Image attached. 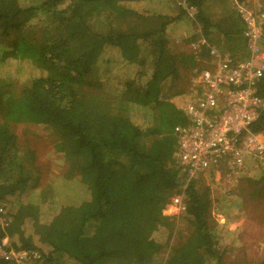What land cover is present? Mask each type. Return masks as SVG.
<instances>
[{"label": "trees", "instance_id": "obj_1", "mask_svg": "<svg viewBox=\"0 0 264 264\" xmlns=\"http://www.w3.org/2000/svg\"><path fill=\"white\" fill-rule=\"evenodd\" d=\"M205 1L189 0L194 23H202L189 44L221 31L205 19ZM232 1L235 19V1L249 0ZM158 2L0 0V213L10 220L0 226V245L9 238L16 251L39 253L26 264H154L173 237L169 212L179 195L192 232L174 243L165 264H204L202 252L226 264L228 245L210 225L212 190L204 177L187 183L175 157V133L188 123L184 102L175 100L189 92L180 86V55L168 34L189 14ZM206 54L202 48L195 56L201 62ZM184 56L182 68L202 66ZM115 69L138 70V81L148 77L111 81ZM26 124L46 130L61 160L55 180L42 188L36 151L28 139L18 143L16 128ZM263 127L264 112L252 130ZM261 173L250 181L264 202ZM30 191L27 203L11 201ZM163 231L167 241L157 242L154 234Z\"/></svg>", "mask_w": 264, "mask_h": 264}, {"label": "built area", "instance_id": "obj_2", "mask_svg": "<svg viewBox=\"0 0 264 264\" xmlns=\"http://www.w3.org/2000/svg\"><path fill=\"white\" fill-rule=\"evenodd\" d=\"M184 9L195 20L197 9L189 0H181ZM243 23L247 54L244 58L223 54L201 36L191 49L207 50L210 68L194 69L192 90L184 100L182 110L188 123L178 128L175 157L186 182L208 174L236 172L249 163L264 170V127L252 126L264 112V0H249L247 5L235 1ZM182 196L172 204H182ZM10 220L0 213V226ZM39 253L16 251L9 238L0 245V260L26 264L35 261Z\"/></svg>", "mask_w": 264, "mask_h": 264}, {"label": "rangeland", "instance_id": "obj_3", "mask_svg": "<svg viewBox=\"0 0 264 264\" xmlns=\"http://www.w3.org/2000/svg\"><path fill=\"white\" fill-rule=\"evenodd\" d=\"M146 6V5H145ZM157 6L162 8L166 7L173 14L178 15L183 12L184 7L181 4V0H159ZM144 7V6H143ZM143 7L136 9L138 12H143ZM141 9V10H140ZM203 14L205 19L211 21L212 24H216L220 27L221 31L209 35L207 40L220 50L223 54L228 53L232 56H244L247 53L246 41L244 39V25L239 17L233 19V1L232 0H206L203 7ZM185 11V9H184ZM189 16V15H188ZM202 25V23H200ZM199 23H194L192 17H186L183 15V19L177 21L173 26L168 37L170 39V47L174 54L180 55L178 60V67L181 70L182 80L181 87L184 92L191 93L192 80L195 75L194 69L210 68L211 57L205 55V61H199V57L195 55L200 54L203 44L199 46L198 51L191 49V45L198 41V37L194 42L189 44L194 35L200 34ZM102 25H98L97 31H101ZM238 30V33L234 34ZM234 34V35H232ZM205 37V36H204ZM230 52V53H229ZM195 56L194 61L202 66H185L182 68L180 64L184 62L186 58L184 55ZM244 54V55H243ZM206 60L208 65L205 64ZM138 70L124 69L122 73H119L116 69L112 71L111 81L116 80L121 74V79L135 80L137 84L143 83L147 80V77L141 78L139 81L134 79V76ZM25 78V77H24ZM15 88L17 87V81L12 83ZM183 84V85H182ZM121 84H118L120 87ZM112 87V84H111ZM110 88V87H109ZM10 91H12L9 88ZM14 95L15 92H12ZM187 94V93H186ZM186 96H179L176 98V102L182 105ZM183 98V99H181ZM178 100L183 101L179 103ZM27 130V134L23 135ZM19 135L18 143L26 145L25 140L28 139L30 146L36 151V159L39 163L37 168H40L39 188L51 183L55 180L57 173L61 170V160L56 156L53 151V138L47 135L44 128L37 127L35 124H26L16 128ZM33 135H32V134ZM36 136L34 137V135ZM178 144V129L175 133ZM176 144V150H177ZM50 162V163H49ZM261 169L253 163H249L245 168L236 172L222 171L220 173L208 174L204 177L205 185L211 188L213 198V215L212 223L210 224L213 230L219 229V235L223 242L222 247H227V253L225 256L226 264H259L264 261V202L257 201V196H253L254 190L258 188L254 186L253 181L259 182L261 178ZM253 180V181H250ZM35 195L30 191L23 196L12 198L11 201L15 203H27V199ZM170 219L174 223V234L171 241L161 249L159 254L156 255L154 264H165L171 255V250L174 243L185 240L190 236L192 230L189 228L187 221L185 220L184 203L171 204L170 206ZM153 238L157 242L167 241L166 232L155 233ZM10 241V239H9ZM224 243V244H223ZM11 244V242H10ZM204 257V264H213L212 260L207 257V254L202 252ZM62 259H55L51 264H64Z\"/></svg>", "mask_w": 264, "mask_h": 264}, {"label": "clouds", "instance_id": "obj_4", "mask_svg": "<svg viewBox=\"0 0 264 264\" xmlns=\"http://www.w3.org/2000/svg\"><path fill=\"white\" fill-rule=\"evenodd\" d=\"M210 43V42H209ZM211 44V43H210ZM212 45V44H211ZM213 46V45H212ZM213 47H215V46H213ZM216 48V47H215ZM217 49V48H216ZM220 51V50H219ZM221 52V51H220ZM222 53V52H221ZM225 54H227V53H225Z\"/></svg>", "mask_w": 264, "mask_h": 264}]
</instances>
